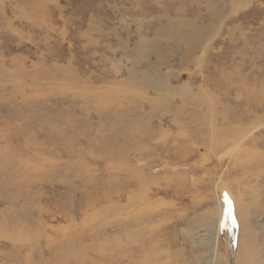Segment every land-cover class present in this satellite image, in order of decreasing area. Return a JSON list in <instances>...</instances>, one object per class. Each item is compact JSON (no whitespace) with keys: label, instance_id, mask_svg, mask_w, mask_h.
I'll return each mask as SVG.
<instances>
[{"label":"rangeland","instance_id":"rangeland-1","mask_svg":"<svg viewBox=\"0 0 264 264\" xmlns=\"http://www.w3.org/2000/svg\"><path fill=\"white\" fill-rule=\"evenodd\" d=\"M246 239L263 260L264 0H0V264Z\"/></svg>","mask_w":264,"mask_h":264},{"label":"bare ground","instance_id":"bare-ground-1","mask_svg":"<svg viewBox=\"0 0 264 264\" xmlns=\"http://www.w3.org/2000/svg\"><path fill=\"white\" fill-rule=\"evenodd\" d=\"M245 244L248 246V250L245 253L240 254L238 250H234V252L236 253L235 255L236 264H264V259L262 260L259 257V252L257 253V255L253 254L254 250L257 251L256 246L255 245L252 246L254 242L250 239H246Z\"/></svg>","mask_w":264,"mask_h":264}]
</instances>
